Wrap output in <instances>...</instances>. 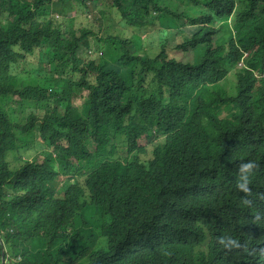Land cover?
I'll return each mask as SVG.
<instances>
[{
  "label": "trees",
  "instance_id": "1",
  "mask_svg": "<svg viewBox=\"0 0 264 264\" xmlns=\"http://www.w3.org/2000/svg\"><path fill=\"white\" fill-rule=\"evenodd\" d=\"M3 251L264 264V0H0Z\"/></svg>",
  "mask_w": 264,
  "mask_h": 264
},
{
  "label": "rangeland",
  "instance_id": "2",
  "mask_svg": "<svg viewBox=\"0 0 264 264\" xmlns=\"http://www.w3.org/2000/svg\"><path fill=\"white\" fill-rule=\"evenodd\" d=\"M95 18V17H94ZM93 17H92V15L91 14H89V13H86V12H84L83 14H82V20H83V22L85 23V24H90V22H93L92 24H95L96 26H97V24L98 23H100V20L99 19H97L96 18V21L94 20L93 21V19H94ZM158 27V25H156V26H154L153 28H151V30L153 31V30H155L156 28ZM135 31H133V30H126V32L125 33H121L122 35H124L125 37H128V38H130V37H133L135 34H142V36H144V35H146L147 36V34L146 33H141V32H137V30L136 29H134ZM30 58V57H29ZM31 60V65H33V64H35V63H37L39 60H38V56H37V54H34V56H32V58L30 59ZM235 78H234V75L231 73V74H229V77H228V79H225L224 81H222L221 83L228 89V90H230V89H232L234 86V84H235V82L236 81H233ZM77 103L79 104H81L82 103V100L80 99V98H77ZM19 105H17V104H14L13 106H12V109H14L15 108V110H18L19 109ZM21 117H24V115L22 114L21 115ZM30 141H32L33 140V138H31V139H29ZM12 163H14V162H12Z\"/></svg>",
  "mask_w": 264,
  "mask_h": 264
},
{
  "label": "clouds",
  "instance_id": "3",
  "mask_svg": "<svg viewBox=\"0 0 264 264\" xmlns=\"http://www.w3.org/2000/svg\"><path fill=\"white\" fill-rule=\"evenodd\" d=\"M241 65H243L242 61L239 63V66H241ZM250 167H251L250 163L241 164V171L249 169ZM4 254H5V251H3V253H2V255H3L2 260H1L2 263L0 262V264H7V261H6L7 258H5Z\"/></svg>",
  "mask_w": 264,
  "mask_h": 264
},
{
  "label": "water",
  "instance_id": "4",
  "mask_svg": "<svg viewBox=\"0 0 264 264\" xmlns=\"http://www.w3.org/2000/svg\"><path fill=\"white\" fill-rule=\"evenodd\" d=\"M2 263V262H1Z\"/></svg>",
  "mask_w": 264,
  "mask_h": 264
}]
</instances>
